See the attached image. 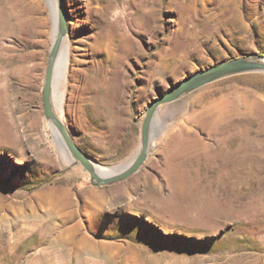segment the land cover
I'll return each instance as SVG.
<instances>
[{
    "label": "rangeland",
    "instance_id": "rangeland-1",
    "mask_svg": "<svg viewBox=\"0 0 264 264\" xmlns=\"http://www.w3.org/2000/svg\"><path fill=\"white\" fill-rule=\"evenodd\" d=\"M35 1L0 0V264H264V71L161 105L144 163L93 185L47 127L51 20L41 24ZM77 1L72 36L63 0L70 42L103 34L119 57L103 66L92 42L79 93L64 80L54 111L99 165L132 159L161 93L220 61L264 55V0Z\"/></svg>",
    "mask_w": 264,
    "mask_h": 264
},
{
    "label": "water",
    "instance_id": "water-1",
    "mask_svg": "<svg viewBox=\"0 0 264 264\" xmlns=\"http://www.w3.org/2000/svg\"><path fill=\"white\" fill-rule=\"evenodd\" d=\"M56 7L58 32L56 38L52 41L45 70L41 92L43 111L46 119L51 122L60 135L65 151L70 155L73 161H77L85 168L90 175V183L93 185H105L125 179L132 175L144 163L149 153L153 121L161 105L172 103L183 95L228 75L247 71H264V55L234 57L220 61L215 65L196 72L177 83L166 92L161 93L151 101L145 111L140 130V146L136 154L125 165H114L113 168L116 171L104 175L96 170L94 161H92L72 140L65 124L54 111L52 103V76L54 62L63 37L67 32V17L63 0H56Z\"/></svg>",
    "mask_w": 264,
    "mask_h": 264
},
{
    "label": "bare ground",
    "instance_id": "bare-ground-1",
    "mask_svg": "<svg viewBox=\"0 0 264 264\" xmlns=\"http://www.w3.org/2000/svg\"><path fill=\"white\" fill-rule=\"evenodd\" d=\"M35 2H37L36 5H39V19H40L41 24L45 25L46 23H48V19L51 20L50 35H51L52 41H54V39L57 36V32H58V20H57L58 16H57L56 0H36ZM70 4L72 7V10L75 11L74 19L72 22V29H71V34L72 36H74L75 34L79 33L83 20H82V15L80 14L79 8H78L79 2L77 0H70ZM45 29H42L41 31H45ZM102 35H98L96 33L95 35H89L85 37V39L76 37L74 39L75 40L74 43L72 41L70 42V38L68 34H65V36L63 37L62 43L60 44V47H59V51L55 58L54 70H53V76H52V99H53V103H54L53 105L55 109L60 108L62 111H64L63 110L64 109L63 108L64 96H61L58 91L60 88V85L62 84L64 80L70 86L72 94L73 92H76V91L77 93H79V89L81 86L80 84L82 83V77L84 75V67L86 64L91 63L89 49L92 45V42H95V51L100 53L99 54L100 58H97L96 61L100 62L103 66H105L109 60H115L119 57V54L116 51H113V49L109 45V44L113 45V38L112 37L104 38V35L103 36ZM120 41L121 42L124 41V36L120 37ZM83 45H86L85 47H87V49H84ZM72 107H73L72 110L75 111L74 104ZM47 127L49 128L51 136L53 134L54 139L59 144L62 145L63 143L60 138V135L58 134L57 130L54 128V126L51 124L50 121L47 124ZM62 147L64 148L63 145ZM68 156L69 158H71L69 154ZM94 166L99 173L104 174V175L111 174L112 172L116 171L113 168V166L99 165L98 163L96 164L95 162H94ZM57 206L58 208L60 207L59 205ZM58 208L54 209L55 212H56V209ZM49 229H51V226L48 228V230ZM84 238L87 239L86 236H84ZM87 241H88V245L92 249H95L97 247L100 248L101 244H99V242H95L89 239H87ZM102 245L105 246V244H102Z\"/></svg>",
    "mask_w": 264,
    "mask_h": 264
}]
</instances>
